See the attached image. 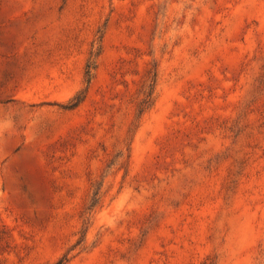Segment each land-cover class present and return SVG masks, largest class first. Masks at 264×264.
I'll return each mask as SVG.
<instances>
[{"label":"rangeland","instance_id":"374dc122","mask_svg":"<svg viewBox=\"0 0 264 264\" xmlns=\"http://www.w3.org/2000/svg\"><path fill=\"white\" fill-rule=\"evenodd\" d=\"M0 264H264V0H0Z\"/></svg>","mask_w":264,"mask_h":264}]
</instances>
